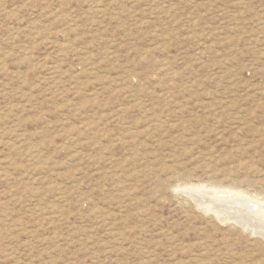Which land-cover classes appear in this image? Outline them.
I'll return each instance as SVG.
<instances>
[{
  "label": "rangeland",
  "instance_id": "obj_1",
  "mask_svg": "<svg viewBox=\"0 0 264 264\" xmlns=\"http://www.w3.org/2000/svg\"><path fill=\"white\" fill-rule=\"evenodd\" d=\"M192 186L264 208V0H0V264H264Z\"/></svg>",
  "mask_w": 264,
  "mask_h": 264
},
{
  "label": "bare ground",
  "instance_id": "obj_2",
  "mask_svg": "<svg viewBox=\"0 0 264 264\" xmlns=\"http://www.w3.org/2000/svg\"><path fill=\"white\" fill-rule=\"evenodd\" d=\"M191 190H193L194 193H196V195H194V196L191 195L196 200H204L205 204H207L208 206L211 205L216 209L218 208L220 211L218 210V212H216L217 216L222 217V218L226 217V216L229 218V215H230V217H231V215H233V217H234V215L236 217L238 216L239 217L238 219H240L238 221L242 220L244 222V224L249 228L248 230H251L254 234H261V238H263L262 235L264 236V208L261 206H258V205L254 206V205L250 204V202H249L251 200L254 201L256 198L251 199L252 198L251 197V198H248V200H243L242 198L236 196V195L242 196L243 194L241 192H236V190L233 191L234 189H232V191L231 190L229 191L227 189L228 192L223 191L224 193H212V192H204V190H201V186H192L190 188V191ZM227 190H225V191H227ZM206 195H210L211 198L206 199V197H207ZM216 205L218 207H216ZM227 206H229V207H227ZM226 208L231 210L234 213H229V210H226ZM243 222L242 223L240 222L241 225H244ZM258 236H260V235H258Z\"/></svg>",
  "mask_w": 264,
  "mask_h": 264
}]
</instances>
